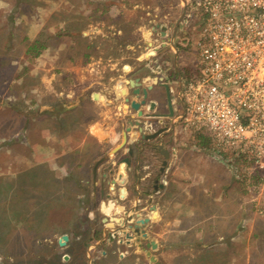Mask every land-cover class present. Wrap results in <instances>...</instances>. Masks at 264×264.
<instances>
[{"label": "rangeland", "instance_id": "374dc122", "mask_svg": "<svg viewBox=\"0 0 264 264\" xmlns=\"http://www.w3.org/2000/svg\"><path fill=\"white\" fill-rule=\"evenodd\" d=\"M127 1L141 4L135 8L127 6L136 18L150 12L174 21L183 6L182 0ZM91 8V3L83 4V0H0V96H36V105L41 103L43 109L42 105L48 101V87L55 92L65 87L60 64L67 61L65 56L59 57L57 51L66 38L75 47L76 27L85 23L83 12H91ZM202 23L197 2L191 0L193 37ZM141 35L129 28L124 37L101 41L99 49L104 55L110 52L119 64L130 61L138 66L140 62L136 57L144 51ZM35 41L46 44L39 55L27 52L28 44ZM46 77L51 78L52 84L45 83ZM51 100L52 105L60 106L59 98L53 96ZM54 109L53 126L58 127L59 116ZM89 110H93L92 107ZM12 116L9 113L8 125L13 122ZM13 117L20 119V127H23L18 133V138L23 140L17 143L27 142L28 145L12 154L2 146L6 142L0 143V264H264V170L254 171L253 174H257L250 177L240 158L232 159L229 164L223 162L214 155L218 149L205 133L180 132L177 137L191 149L185 154L187 158L191 154V171L198 164L207 166L209 161L206 160L211 157L227 166L228 203L219 212L222 218L219 219V207L215 205H201L199 212H193L191 197L186 198L190 180L183 177L178 187L172 185L167 194L158 198L164 212L159 221L157 215L152 217L145 239L157 243L152 249L119 245L116 241L119 236L111 238L108 233V237L100 241L104 236L106 220L103 219L109 213L102 204L108 202L107 196L101 197L84 179L49 180L48 174L59 175V170L58 167L49 170L43 164L44 150L39 145L40 141L43 143V135L34 133L23 137L28 126H33L32 123L27 125L25 120L35 119V125L40 127L44 125V117L34 110L28 116ZM200 134L208 137L207 146L200 143ZM32 152L35 157L28 160L29 164L27 160L24 164H15L16 159L24 160L25 155ZM24 166L31 168L16 176ZM180 201H184L181 206ZM213 209L217 217L211 223L209 216ZM65 233L70 239L61 247L58 239ZM148 250L155 261L150 260Z\"/></svg>", "mask_w": 264, "mask_h": 264}, {"label": "crops", "instance_id": "0c3cea01", "mask_svg": "<svg viewBox=\"0 0 264 264\" xmlns=\"http://www.w3.org/2000/svg\"><path fill=\"white\" fill-rule=\"evenodd\" d=\"M85 2L87 4L90 2L92 8L91 12H83L82 20H85V23L81 27H76L74 33L75 47L66 38L59 52L57 51L59 57L65 56L64 60L67 61L66 64L61 63L60 65L62 66L61 81L67 78L66 86L68 87L60 88L57 91L58 96H56L57 92L49 86L48 90L50 92L46 94L48 101L42 105L44 106L43 109L40 108L41 103L38 102V105H36V96H0V143L6 142L2 146L10 149L12 154H17L18 149L24 148L23 146L26 147L27 142L26 144L24 142L17 143L18 140H23L18 138V133L23 127H20V119L18 120L13 116L22 118L28 116L33 110L36 111L38 116L44 117V125L38 127L35 125V119H32L34 123L25 120L27 125L32 123L33 126L31 128L28 126L23 137H29L30 134L33 135L34 133L43 135V143H41L42 141L39 143L44 150L43 164L48 166L49 170H55L56 167L59 170V175L53 172V177L52 173H49L48 179L57 178L64 181L68 179L81 181L84 179L93 189L98 190L99 193H97L101 197L107 196L108 202L105 206L111 205L112 208L109 213L101 208L107 214V218L103 219V221L106 220L103 231L104 236L100 241L108 237V233L111 234V238L116 237V235L119 236L116 240L119 245L148 247V241L143 239L142 235L136 234L134 230L126 226V223H123L124 220H127L128 215L140 213L141 217L150 216L152 221V217L156 213L158 217L155 216L159 221L164 210L161 208L158 198L167 194L172 189V185L178 187L183 177H188L190 180L187 185L189 191H187L186 198L191 197L193 212H199V206L201 205H215L219 207L217 213L222 212V206L225 208L228 203L227 166L211 157V159L206 160L209 161L207 166L198 164V167L191 171V154L188 158L185 157L187 151H191V149L184 141L174 139L175 132L163 136V148H158L160 154L167 150L171 153L167 161L166 171L161 176L159 175V183H156L155 178L157 177L156 173L159 171L158 159L160 155L151 146L152 144L134 145V136L138 133V131H136L137 133L133 131L134 128L127 134L128 144L120 148L118 152H113L123 141L124 132H121V130L124 123L122 122L120 125L119 122L128 112L125 105V96L121 92L124 89V82L120 81L123 83L122 88L119 87L121 90L117 88L118 85L115 82L116 78L127 75V72L122 70L121 64L112 57L110 52L108 55H104L99 49V44L105 39L111 42L113 37L128 35L129 28L132 32H140L143 29L145 15L136 18L133 15L134 13H131L133 11H129L130 9L127 8L128 5H132L134 8L140 7L139 2L83 0V4ZM129 23H131L130 27ZM45 48L46 44H44L43 50ZM126 68L128 69V66ZM105 70H116L118 72L116 76L107 75ZM15 81L17 83V80ZM49 81H51V78L46 77L45 83ZM49 84H52V82H49ZM78 84L81 86L80 96H83V100L92 98L93 106L97 110H94L89 119L82 112L81 114L85 117V120L65 125L62 122L63 118L60 110L62 104L58 108L59 105H52L51 99L53 96L59 98L61 103L63 102V106L65 105L64 100H70L68 104L70 107L74 104L71 100H75L76 104L68 110V114L72 112L79 113L78 98L80 96L74 95L76 93L75 87ZM28 99L31 104L28 103ZM183 106L184 101L182 102ZM53 108L56 109H54L56 116H59L58 121L60 124L58 127L53 126ZM9 113L13 115L11 125H8ZM12 137H15V140ZM33 138L35 137L33 136ZM36 145H31V148L35 149ZM4 156L7 155L4 154ZM25 156L24 160H20V157L16 159L15 164L20 165L21 162L24 164L26 160L29 164L28 160H32L35 154L32 152L31 155L27 154ZM127 157L130 159L131 164L120 165L122 160ZM197 159L200 160V158ZM30 168V166H24L16 173V176L20 175L22 171L30 170ZM151 183L152 189L150 188ZM21 185L24 186L23 183H20ZM122 189L125 190V194ZM183 203L184 201H180L178 205L181 206ZM152 205L156 206L155 210L152 209ZM215 209L209 216L211 223H213L211 220L217 217L216 212H214ZM220 214L219 219L222 218ZM115 217L122 218V226L125 225L126 231H131L130 233H133L134 237L126 236L125 239H121L126 233L120 230L122 226L113 219ZM128 223H131V221ZM150 225L151 222L143 225L148 234Z\"/></svg>", "mask_w": 264, "mask_h": 264}, {"label": "built area", "instance_id": "2783aa9c", "mask_svg": "<svg viewBox=\"0 0 264 264\" xmlns=\"http://www.w3.org/2000/svg\"><path fill=\"white\" fill-rule=\"evenodd\" d=\"M196 2L203 17L196 68L176 123L183 133L208 135L223 162L240 158L251 177L264 170V0Z\"/></svg>", "mask_w": 264, "mask_h": 264}, {"label": "flooded vegetation", "instance_id": "af4514ba", "mask_svg": "<svg viewBox=\"0 0 264 264\" xmlns=\"http://www.w3.org/2000/svg\"><path fill=\"white\" fill-rule=\"evenodd\" d=\"M182 5V12L174 21L161 19L156 13L152 14L150 12L144 17L143 29L140 30L144 51L136 57L140 64L136 66L130 61L120 63L122 70L127 72V75H121L122 78L121 76L118 79L116 78L115 82L117 85L120 81L124 82L125 93L122 95L125 96V105L128 110L127 115L119 122L120 125L122 122L124 123L121 132L128 134L134 128L133 131H138L134 136V145L152 144L151 146L160 155L158 159L159 171L156 173L157 177L155 178L156 183H159L161 174L166 171L167 164L164 166V162L168 161L171 156L169 150L160 154L158 148H163V136L172 132H175L174 139L178 141L177 135L181 131L176 123V116L181 112L182 102L184 101L181 90L185 79L196 68L195 37L192 35L193 25L190 19L191 0H182ZM126 66H129L128 69ZM117 72L116 70H105L107 75L116 76ZM63 81L65 82V88H67V78ZM122 84L118 85L117 88H122ZM75 92V96H80V84L76 85ZM91 99L83 100V96H80L78 98L80 112H72L71 114H68V110L74 107L76 102L71 100L74 104L70 107L68 105L70 100H64L65 105L63 106L62 102L60 109L62 122L65 125L79 123L85 120V117L81 114L82 112L89 119L94 110H97ZM133 102L139 103V107L135 108L132 105ZM90 107L93 110H89ZM159 131L161 132L156 137L146 138L147 135ZM128 142L127 136L126 144Z\"/></svg>", "mask_w": 264, "mask_h": 264}, {"label": "water", "instance_id": "95a60500", "mask_svg": "<svg viewBox=\"0 0 264 264\" xmlns=\"http://www.w3.org/2000/svg\"><path fill=\"white\" fill-rule=\"evenodd\" d=\"M132 105L135 107V108H138L139 107V103L137 102H133ZM172 115V113H171ZM161 131L157 132V133H154V134H151V135H147L146 138L147 139H150V138H154L156 137ZM126 141H127V133H124V136H123V142L120 144V146L116 147L113 152H118L120 150V148H122L123 146H125L126 144ZM132 153V151H131ZM122 164H125V165H130L131 162H130V159L127 157V158H124L122 160ZM167 164V161L164 162V166ZM162 170H164V168H162ZM115 183V182H114ZM125 190L122 189V192H124ZM123 196V195H122ZM103 206H105V202H102ZM152 209L155 210L156 209V206L155 205H152ZM107 211H110V210H107ZM114 220H116V222H118L119 224H121L122 226V218L120 217H115L113 218ZM131 223H128L130 222ZM151 222V217L150 216H146V217H141V214L140 213H135V214H130L128 215V218L127 220L123 221V223H126V226H128L131 230H134L136 234H139V235H142L143 239H147L148 238V233L147 231L145 230V228H143V225H146L147 223ZM124 225V224H123ZM126 226H122L120 229L121 231H124L126 233V235L128 237H134L133 234H131L130 232H127L126 231ZM117 232V231H115ZM70 239V236L69 234L65 233V234H62L60 236V238L58 239V243L61 247L63 246H66L68 241ZM147 246L152 248V249H155L157 247V243L155 241H150V242H147ZM148 255L150 256V260L152 261H155L156 258L153 254H151V251L148 250L147 251ZM67 257V256H66Z\"/></svg>", "mask_w": 264, "mask_h": 264}, {"label": "trees", "instance_id": "16d2710c", "mask_svg": "<svg viewBox=\"0 0 264 264\" xmlns=\"http://www.w3.org/2000/svg\"><path fill=\"white\" fill-rule=\"evenodd\" d=\"M43 48H44V44L39 43L38 41H35L34 43L28 44L27 52L39 55V54H41ZM199 138H200V143L203 146H207L209 144V139H208V137L204 136V134H200ZM255 174H257V173H255ZM255 174H254V176H255Z\"/></svg>", "mask_w": 264, "mask_h": 264}, {"label": "bare ground", "instance_id": "6f19581e", "mask_svg": "<svg viewBox=\"0 0 264 264\" xmlns=\"http://www.w3.org/2000/svg\"><path fill=\"white\" fill-rule=\"evenodd\" d=\"M121 88V87H120ZM121 92H123V93H125V91H124V89L121 91ZM111 205L110 206H105V210L107 211V210H110L111 211ZM110 211H107V212H110ZM157 212V211H156ZM155 215H157L156 213L154 214V216Z\"/></svg>", "mask_w": 264, "mask_h": 264}]
</instances>
